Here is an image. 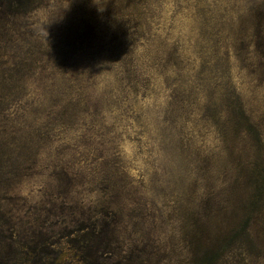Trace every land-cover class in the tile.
I'll list each match as a JSON object with an SVG mask.
<instances>
[{
  "label": "rangeland",
  "instance_id": "rangeland-1",
  "mask_svg": "<svg viewBox=\"0 0 264 264\" xmlns=\"http://www.w3.org/2000/svg\"><path fill=\"white\" fill-rule=\"evenodd\" d=\"M0 9V264H264V0Z\"/></svg>",
  "mask_w": 264,
  "mask_h": 264
},
{
  "label": "trees",
  "instance_id": "trees-1",
  "mask_svg": "<svg viewBox=\"0 0 264 264\" xmlns=\"http://www.w3.org/2000/svg\"><path fill=\"white\" fill-rule=\"evenodd\" d=\"M15 0H0V9L7 10L4 6H11Z\"/></svg>",
  "mask_w": 264,
  "mask_h": 264
}]
</instances>
